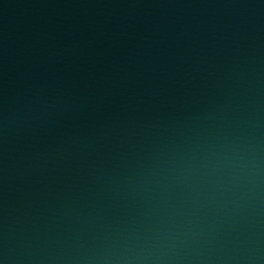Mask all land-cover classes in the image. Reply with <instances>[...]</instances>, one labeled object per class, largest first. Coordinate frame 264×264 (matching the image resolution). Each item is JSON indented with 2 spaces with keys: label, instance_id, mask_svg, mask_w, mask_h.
Segmentation results:
<instances>
[{
  "label": "water",
  "instance_id": "1",
  "mask_svg": "<svg viewBox=\"0 0 264 264\" xmlns=\"http://www.w3.org/2000/svg\"><path fill=\"white\" fill-rule=\"evenodd\" d=\"M0 264H264V0H0Z\"/></svg>",
  "mask_w": 264,
  "mask_h": 264
}]
</instances>
